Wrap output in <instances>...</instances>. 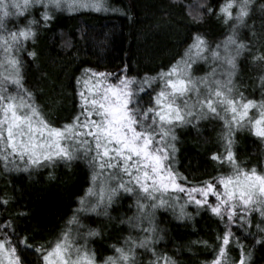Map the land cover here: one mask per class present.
Listing matches in <instances>:
<instances>
[{"label": "snow or ice", "instance_id": "snow-or-ice-1", "mask_svg": "<svg viewBox=\"0 0 264 264\" xmlns=\"http://www.w3.org/2000/svg\"><path fill=\"white\" fill-rule=\"evenodd\" d=\"M252 3L253 0H226L219 14L225 24L234 23L225 40L212 49L204 35L195 34L181 59L154 77L146 74L138 80L124 75L112 83L114 74L86 68L82 77L87 79H77L78 85L86 86V91L79 92L80 112L70 123L55 127L45 118L35 94L24 86L21 52L26 50L28 41L36 42L41 25L48 27L55 12L64 7L69 11L108 9L104 0H0V161L4 168L30 171L58 161L70 165L83 157L93 170L92 186L85 197L79 198L80 206L69 223L87 227L80 223V213L102 212L107 216L121 194L131 193L137 197V213L126 222L145 233L142 239L126 237L123 246L112 245L116 254L98 262L95 250L88 247V240L100 235L98 228H89L83 234L77 230L75 236L71 230L65 231L50 250L43 245L33 249L42 257L43 264H137V249L156 256L149 264H177L166 253H156L158 230L154 220L158 209H176L179 193H186V200L179 205L178 219H192L186 205L195 204L198 210H208L224 223L225 231L218 236L220 243L211 264H251V252L245 250L232 227L248 232L253 214L258 212L261 221L255 227L260 238L256 244L264 247V173L256 167L241 168L234 151L235 136L240 130L249 129L264 139V99H248L242 93L237 96L234 83L237 61L250 47L239 39L238 29L245 25ZM37 6L43 9L39 19L33 16L26 24L9 29L11 17L26 18ZM26 54L33 59L38 55L35 50ZM209 55L213 63L227 65L226 79L216 78V68L203 77H193L192 64L208 60ZM123 71H128L127 66ZM89 81L93 82L91 87H87ZM157 81L160 90L147 104H142L141 94H148ZM261 81L264 87V77ZM11 85L15 86V93L8 90ZM214 117L224 121V152H214L211 159L227 163L232 173L188 187L187 177L173 167L179 151L175 130L178 126H197ZM18 161L23 163V169ZM181 179L186 183H180ZM212 196L215 203L209 200ZM8 202L0 197V203ZM0 227L15 234L12 220L4 221ZM78 238L84 243L77 244ZM233 242L239 248L238 262L229 255ZM21 243L30 247L27 237ZM5 258L7 264H23L7 231L0 239V264H5Z\"/></svg>", "mask_w": 264, "mask_h": 264}, {"label": "trees", "instance_id": "trees-1", "mask_svg": "<svg viewBox=\"0 0 264 264\" xmlns=\"http://www.w3.org/2000/svg\"><path fill=\"white\" fill-rule=\"evenodd\" d=\"M226 0H104L106 11L92 8H78L73 11L59 10L48 27L41 25L35 43L28 41L21 52L24 61V86L35 94L45 118L55 127L70 123L80 112L77 79L86 68L116 73L120 76L136 77L138 80L156 76L162 69L167 71L181 59L192 43L195 34L204 35L209 46L215 47L231 33L232 22L225 24L219 14L220 6ZM254 11L248 32H254L257 42L252 48L264 52V0H253ZM37 8V9H36ZM26 18L11 17L9 29L27 23L35 16L40 18L42 8L36 7ZM208 9L213 11L210 13ZM235 10V9H234ZM202 16L203 19H195ZM35 50L36 59L26 54ZM259 52V53H260ZM260 53V54H261ZM255 59L250 67L239 74L238 94L248 99H264L256 89L264 72L263 54ZM127 66L128 71L123 69ZM155 82L148 94H141L142 104H147L155 95ZM10 92L16 91L14 85ZM177 148L174 170L187 177V186L200 185L215 177L230 175L231 167L212 160L214 152L223 153L221 134L225 131L224 121L214 117L200 121L197 126L178 127L176 130ZM234 151L241 168L256 167L262 170L264 164L263 139L252 131L236 133ZM30 171L6 170L0 161V197L8 199V204L0 203V225L12 220L15 234L0 227V239L8 232L17 247L23 264H43L42 257L33 249L41 245L50 250L65 231L75 228L70 224L79 198L85 197L92 186L93 170L82 157L70 165L60 163ZM19 167L24 165L18 161ZM180 183H186L180 180ZM136 196L128 199L135 202ZM182 196L179 201L182 200ZM185 201V199H183ZM178 201V202H179ZM183 201V203H184ZM121 207V206H120ZM162 229L156 237L154 247L159 255L167 254L177 264H211L218 251V236L225 231L224 223L208 210H198L193 204L186 205L192 219H178L179 203L176 209L161 208ZM116 209L115 219L104 221L97 228L100 235L92 240V249L98 262L115 255L112 245L123 246L126 237L142 239L145 233L133 228L126 221L136 215ZM160 209H158L159 211ZM85 213L79 214L83 220ZM259 213L253 214L252 226L248 232L232 227V231L251 252V264H264V247L256 244V224L260 223ZM147 228V224L144 225ZM140 230V229H139ZM163 238L160 239L159 237ZM27 237L29 248L21 243ZM206 242V243H205ZM141 258L137 264L155 261L150 251L137 249ZM229 255L238 262L240 252L233 242Z\"/></svg>", "mask_w": 264, "mask_h": 264}, {"label": "rangeland", "instance_id": "rangeland-1", "mask_svg": "<svg viewBox=\"0 0 264 264\" xmlns=\"http://www.w3.org/2000/svg\"><path fill=\"white\" fill-rule=\"evenodd\" d=\"M37 7L39 8V6H37ZM61 10H68V9H67V7H64ZM255 10L258 12L260 9L256 7L254 9L250 10V14H249V17L246 20L245 25L238 29L239 39L245 41L246 43H248L250 47H249V50H246L244 52V54L237 61V70H236V73H235V76H234V83L236 85V89H235L236 94H238V88L237 87L239 86L237 80L239 78V74L241 73L242 69H245L246 67H250L254 63V60L256 59V57H259L261 54H263V56H264V52L261 53L262 51L261 52L259 50L256 51L254 48H252L253 44H256L257 42L254 39V32L253 31L248 32V30L250 28V26H249L250 25V20L249 19L253 16ZM233 11L235 12L236 9L235 10L233 9ZM231 22L234 23V21H231ZM210 48L215 49L216 46L215 47L210 46ZM263 60H264V57H263ZM213 68L217 69V76H216L217 79H226L227 78L226 75H225L226 71L228 70L227 69V65L222 64L220 61H216L215 63H213V61L210 58V55H209V59L208 60H196V62L192 64L191 72H192L193 77H203V76L211 73L213 71ZM113 74H114V76H113L112 81H111L112 83H116L118 78L123 77V76H120L119 74L117 75L116 73H113ZM262 77H264V72H263V74L260 77V81H258V83L256 84L257 85L256 89L258 90L260 96L263 93V87H262V81H261ZM92 83H93L92 81H89V84L87 85V87H91ZM158 83H160V82L158 81ZM82 89H85V91H86V86L83 85V84L80 85V91ZM155 90H156V92L159 91L160 90V86L156 87ZM14 93H15V91H14ZM262 98L263 97H259V99L257 101L261 100ZM79 100H80V96H79ZM80 103H81V101H80ZM255 113H256V110L253 109L252 110V114L255 115ZM248 130L249 129H243V130L238 131V133H242V135L244 133L247 134ZM263 143H264V139H263ZM82 159H83V161L88 162L87 159H84L83 157H82ZM60 163H63V161H61ZM258 172L264 173V164L262 166V170H260ZM188 187H192V186H188ZM218 188H222V186L218 185ZM129 194H131V193H129ZM129 194H121V197L117 200V202L108 210L109 214L107 216L103 215L102 212H101V214H97V213H93V212L85 213L84 216H83L84 219L81 220L80 223L82 225H86L87 227L78 228L77 225H76L75 228L73 227V228L69 229V230H71L73 236H75V233H76L77 230L81 234H83V233L87 232V230L89 228H97L98 226L101 225V223H104V221L115 219L116 217L113 214V212L116 209H119V208L126 209L125 212H127V214H130V213L134 214L135 212H137V210H136L137 197L134 200L135 202H133L130 199H128ZM178 195H179V198L182 196V198L186 200V193H179ZM197 198H199V196H197ZM183 199L178 202L179 205L185 203V201ZM209 200H210L211 203H215L216 202L214 196L209 197ZM183 201H184V203H183ZM193 205L196 206L195 204H193ZM163 211L164 210H162L160 208V210L159 211L157 210L156 213H155L154 223H155V225L157 227L158 233H159V230L162 229L161 226H162V219L163 218L161 216V212H163ZM145 224H147V223H145ZM147 226H149V225L147 224ZM136 230L137 231L134 232V233H137L138 231H140L139 228H136ZM95 237H91L88 240V247L90 249H92V246H93V244H92L93 240L92 239L95 238ZM75 242L77 244H83L84 243L82 238L76 239ZM137 253H138L137 259L141 258L140 252L138 251ZM5 264H7V259L6 258H5Z\"/></svg>", "mask_w": 264, "mask_h": 264}]
</instances>
